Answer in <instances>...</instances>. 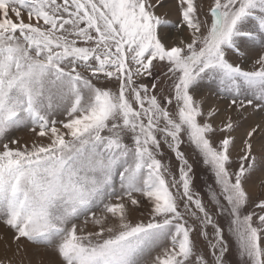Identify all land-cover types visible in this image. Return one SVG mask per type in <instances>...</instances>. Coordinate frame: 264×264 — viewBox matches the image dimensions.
<instances>
[{
    "label": "snow or ice",
    "instance_id": "6c2138e0",
    "mask_svg": "<svg viewBox=\"0 0 264 264\" xmlns=\"http://www.w3.org/2000/svg\"><path fill=\"white\" fill-rule=\"evenodd\" d=\"M250 108L264 0H0L8 264H264V122L237 137Z\"/></svg>",
    "mask_w": 264,
    "mask_h": 264
},
{
    "label": "rangeland",
    "instance_id": "374dc122",
    "mask_svg": "<svg viewBox=\"0 0 264 264\" xmlns=\"http://www.w3.org/2000/svg\"><path fill=\"white\" fill-rule=\"evenodd\" d=\"M202 94L208 95V102L210 104H219L221 107H223L227 103V101L220 100L215 95L211 94V92H209L207 88L203 90ZM248 112H249L248 119L242 121L241 128L237 132L238 142H239V137L241 133H243V131L246 128L254 125L255 123L264 122V112L257 111L253 114L251 108L248 110ZM10 135L13 137H21L23 139L29 138V133L26 129L15 130ZM262 142H264V140H261V138L258 136L255 141L257 149L259 148V144ZM182 150H185L189 154L190 162L194 163V168L196 170L197 177H198V184L208 179L209 177L207 173L205 172V170L203 169V166L199 164L198 162H195V158H191V150L187 149L186 147H184ZM167 156H171V154L168 153ZM250 190L256 191L259 189H258V186H256V187L251 188ZM135 215L139 216V213H136ZM21 243L25 244L26 247L32 250V245L28 244L26 241H21ZM0 245H1L0 246V264H8L9 260L14 258L15 245L12 243L11 233L7 231L2 225H0ZM40 255H44V252L42 249L39 250L38 254L33 255V264H39ZM16 259H18V257H16ZM227 259L229 261H232V264H237L236 259L232 254H229Z\"/></svg>",
    "mask_w": 264,
    "mask_h": 264
},
{
    "label": "bare ground",
    "instance_id": "6f19581e",
    "mask_svg": "<svg viewBox=\"0 0 264 264\" xmlns=\"http://www.w3.org/2000/svg\"><path fill=\"white\" fill-rule=\"evenodd\" d=\"M5 238V237H4ZM1 246V245H0Z\"/></svg>",
    "mask_w": 264,
    "mask_h": 264
}]
</instances>
